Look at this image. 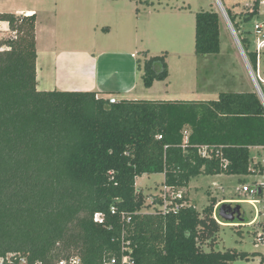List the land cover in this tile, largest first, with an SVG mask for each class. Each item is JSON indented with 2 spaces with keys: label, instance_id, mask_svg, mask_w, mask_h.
<instances>
[{
  "label": "trees",
  "instance_id": "16d2710c",
  "mask_svg": "<svg viewBox=\"0 0 264 264\" xmlns=\"http://www.w3.org/2000/svg\"><path fill=\"white\" fill-rule=\"evenodd\" d=\"M258 7L253 0L225 11L234 28L237 17L248 23ZM219 21L213 10L196 14V55L219 54ZM0 22L13 34L0 40V257L55 264L76 256L100 264L129 243L134 264H264V253L214 248L221 227L215 201L199 212L182 198L174 200L185 202L175 213L170 205L162 212L161 196L148 207L135 187L143 175L163 174L162 184L178 190L199 176L261 171L260 163L250 166V149H264V108L255 91L115 103L96 92L39 91L35 14L0 13ZM243 33L239 42L256 70L250 33ZM142 56L137 71L146 88L168 79L166 54ZM216 213L230 223L219 207Z\"/></svg>",
  "mask_w": 264,
  "mask_h": 264
},
{
  "label": "rangeland",
  "instance_id": "374dc122",
  "mask_svg": "<svg viewBox=\"0 0 264 264\" xmlns=\"http://www.w3.org/2000/svg\"><path fill=\"white\" fill-rule=\"evenodd\" d=\"M252 2L253 0H0V13H13L18 8H33L39 16L40 52L41 43L45 40L50 25L49 12L52 11L61 15L60 21H68L65 27L58 25V33L63 32L72 39L71 41L79 40L80 42L73 44L78 43L82 48H91L86 42L91 39L92 47L96 51L136 49L141 53V66L144 62L142 52H146L149 57L166 54L168 79L164 82H154L151 87L146 88L142 83L140 71L138 90L143 94L130 99L207 101L216 100L222 92L255 91L250 74L254 68L248 65L246 67L225 15L223 16L225 9L236 13L246 9ZM212 10L220 17V52L218 55L198 56L194 52L195 16L199 12ZM262 21V4L258 7L257 16L248 23L240 22L237 17L233 23L237 39H242L245 31L250 33L248 36L252 39L254 23ZM91 24H98L100 27L95 31ZM104 27H110V30L105 31ZM8 39L7 36H0V40ZM82 39L84 41H81ZM258 68L264 91V53ZM43 86L45 82H40L37 89L42 90ZM257 162L264 164V149L251 148L250 166ZM263 180L264 177L254 174L199 176L192 179L187 187L173 190L162 184L163 174H151L138 177L135 187L144 194L148 207L152 205L154 196L164 197V203L167 204L173 199L172 191H177L181 192V199L186 198V205H194L199 212L212 204V201H215L216 211L223 204L233 207L239 205L243 211L244 223H248L254 218L255 210L252 204L243 201L251 200L252 197L239 193L238 188L242 183ZM153 211L151 208L142 210L148 213ZM216 211L214 215L217 217ZM257 220L264 224L263 216L257 217ZM261 228L260 223L243 227L221 225L214 248L220 251L264 253V242L260 241L255 245L256 233ZM204 249L207 250L206 247ZM234 264L244 263L237 261Z\"/></svg>",
  "mask_w": 264,
  "mask_h": 264
},
{
  "label": "crops",
  "instance_id": "0c3cea01",
  "mask_svg": "<svg viewBox=\"0 0 264 264\" xmlns=\"http://www.w3.org/2000/svg\"><path fill=\"white\" fill-rule=\"evenodd\" d=\"M137 12L139 11L137 10ZM13 13L24 16L35 14L36 16L37 87L40 82H45V86L39 91L96 92L104 98L113 96L118 99H130L143 94L138 90L137 60L140 51L136 49H116L112 52L109 49L96 51L92 47L91 39L86 41L91 45L89 49L82 48L78 43L77 45L73 44V42L80 41L76 39L71 41L70 37L64 35L63 32L59 34L57 30L58 25L65 27L68 21H60L61 15L51 11L49 12L50 25L46 38L41 43L42 51L40 52L37 12L33 8H18ZM90 26L95 31L100 27L98 24ZM104 30L109 31L110 27H106ZM1 33L4 35L0 36L9 38L13 36L5 22H0ZM156 95L160 96V94Z\"/></svg>",
  "mask_w": 264,
  "mask_h": 264
},
{
  "label": "built area",
  "instance_id": "2783aa9c",
  "mask_svg": "<svg viewBox=\"0 0 264 264\" xmlns=\"http://www.w3.org/2000/svg\"><path fill=\"white\" fill-rule=\"evenodd\" d=\"M262 4L264 5V0H259V5ZM226 16V21L229 25V29L231 30L234 38L237 39L233 27L229 21V19L227 18V15L225 12H223V16ZM252 35L253 38L250 39L251 41V51L255 54L256 57V70L254 71H250L253 83H254V87H255V92L257 93L263 108H264V93L262 91L261 88V79L259 77V66H260V61H261V56L264 53V21L262 22H256L254 23L253 26V30H252ZM237 44H238V48L241 52V57L242 60L244 61L246 67L248 65V67L251 66L249 59L246 55V53L244 52L239 40L237 39ZM4 48H0V51H3ZM110 103H115V101H117L116 97L110 96L108 97ZM258 163V162H257ZM262 170L261 171H255L254 175H260L262 177H264V164L260 163ZM173 194V199H170V202L165 204V198L162 197L163 199V205L161 207L162 212L167 211V206L170 205L171 208L169 210H171L172 212H176L180 207L184 206L185 204H177L174 202V200H180L181 199V192H177V191H172ZM238 192L244 195H248L250 197H252L251 200H245L243 202H247L253 205L254 207V212H255V216L252 219V221L250 222H245V220H243L242 222L239 221H234V222H230V223H223L221 221H219L217 219V217L214 215L215 220L217 221V223L219 225H227V226H235V227H243V226H252L255 225L257 223H260L261 225V229L259 232L256 233V241L255 242L257 245L260 241L263 243L264 242V224L262 222H258L257 217L263 216L264 217V180L261 182H257L254 181L253 183H242L240 185V187L238 188ZM232 202V201H231ZM258 205V207H257ZM112 213H114L113 210H111ZM93 220L95 222H101L102 221V216L99 213H96L93 216ZM129 243H126V245H123L121 248V255L120 256H111L108 259L103 260L100 264H134V260L131 256L132 250L131 248L128 246ZM0 264H29L27 262V260L25 259V257H22L20 255H17L15 253H10L7 254L5 257H0ZM33 264H40V263H33ZM55 264H82V262L80 261V259L76 256H71L65 259H61L58 262H56Z\"/></svg>",
  "mask_w": 264,
  "mask_h": 264
},
{
  "label": "water",
  "instance_id": "95a60500",
  "mask_svg": "<svg viewBox=\"0 0 264 264\" xmlns=\"http://www.w3.org/2000/svg\"><path fill=\"white\" fill-rule=\"evenodd\" d=\"M235 40L237 39L235 38ZM242 215H243V211L240 209L239 205L230 207L228 204H223L219 207V216L223 218L226 222H234V221L242 222L244 220V217H242Z\"/></svg>",
  "mask_w": 264,
  "mask_h": 264
},
{
  "label": "bare ground",
  "instance_id": "6f19581e",
  "mask_svg": "<svg viewBox=\"0 0 264 264\" xmlns=\"http://www.w3.org/2000/svg\"><path fill=\"white\" fill-rule=\"evenodd\" d=\"M225 18H226V16H225Z\"/></svg>",
  "mask_w": 264,
  "mask_h": 264
}]
</instances>
